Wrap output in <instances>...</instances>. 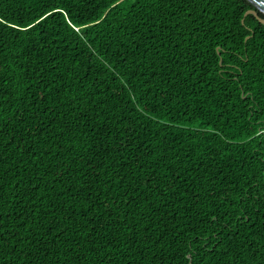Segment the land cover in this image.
Here are the masks:
<instances>
[{"label":"trees","instance_id":"16d2710c","mask_svg":"<svg viewBox=\"0 0 264 264\" xmlns=\"http://www.w3.org/2000/svg\"><path fill=\"white\" fill-rule=\"evenodd\" d=\"M249 8L0 0V264H264Z\"/></svg>","mask_w":264,"mask_h":264},{"label":"water","instance_id":"95a60500","mask_svg":"<svg viewBox=\"0 0 264 264\" xmlns=\"http://www.w3.org/2000/svg\"><path fill=\"white\" fill-rule=\"evenodd\" d=\"M252 5L253 8H249L245 11L246 14H252L255 16L257 21L264 26V17L260 16V13L264 15V0H248Z\"/></svg>","mask_w":264,"mask_h":264}]
</instances>
